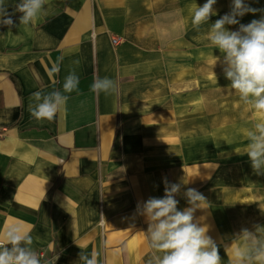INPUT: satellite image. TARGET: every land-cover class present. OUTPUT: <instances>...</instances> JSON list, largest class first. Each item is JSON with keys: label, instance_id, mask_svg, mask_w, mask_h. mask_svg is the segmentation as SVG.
Listing matches in <instances>:
<instances>
[{"label": "crops", "instance_id": "crops-1", "mask_svg": "<svg viewBox=\"0 0 264 264\" xmlns=\"http://www.w3.org/2000/svg\"><path fill=\"white\" fill-rule=\"evenodd\" d=\"M147 1L46 0L35 24L21 25L16 12L15 26L0 25V234L13 227L30 234L44 264H79L83 249H95L98 264H148L154 250L138 204L163 197L166 179L181 185L183 210L184 192L208 183L180 163L181 140L197 137L195 120L189 100L180 119L179 76L165 80L173 64L157 25L138 18ZM19 2L4 0L9 13ZM112 36L122 42L113 45ZM73 70L79 92L65 93L66 107L52 120L33 118L31 94L62 91ZM104 77L117 92L90 91ZM202 207L195 219L228 250L227 223Z\"/></svg>", "mask_w": 264, "mask_h": 264}, {"label": "clouds", "instance_id": "clouds-1", "mask_svg": "<svg viewBox=\"0 0 264 264\" xmlns=\"http://www.w3.org/2000/svg\"><path fill=\"white\" fill-rule=\"evenodd\" d=\"M216 3L217 0H206L202 6L196 4L190 8L194 28L199 29L216 14ZM16 12L22 14L19 17L21 25L35 24L47 14L46 0H20L13 13H9L4 0H0V25L15 26L12 16ZM257 12H264V9L253 8L245 0H232L230 12L211 23L208 38L223 54V71L230 81L229 88L238 93L245 106L264 112V15L247 24L238 19ZM227 25H239V28L229 30ZM58 71V65L51 69V73ZM79 84L80 78L73 70L64 78L62 91L33 92L28 108L31 116L38 121L52 120L66 107L69 96L65 93L79 92ZM90 91L115 93L118 86L108 77L96 78L90 85ZM245 135L249 141L245 153L251 167L256 174L264 175V120L254 123ZM164 183L163 197H149L137 206L139 213L147 219V234L154 250L148 264H220L218 245L208 235V227L202 226L194 217L196 209L203 208L205 196L188 188L184 196L189 207L180 210L176 196L181 185L169 183L166 179ZM261 228L264 227L257 226L255 233L243 229L235 237L243 244L233 246L231 264H264V239L258 235ZM0 241H4L0 243V264H41V258L31 247L33 238L30 234L13 227L6 234H0ZM78 255L79 264H98L99 253L95 249L91 253L83 249Z\"/></svg>", "mask_w": 264, "mask_h": 264}, {"label": "rangeland", "instance_id": "rangeland-1", "mask_svg": "<svg viewBox=\"0 0 264 264\" xmlns=\"http://www.w3.org/2000/svg\"><path fill=\"white\" fill-rule=\"evenodd\" d=\"M205 2L148 0L147 9H142L138 18L146 20L148 28L157 25L155 31L164 39L163 50L173 64V77L165 80L176 83V75L179 76L181 120L188 117L183 104L190 101L189 117L195 120L197 137L181 140L180 163L189 166L197 180L208 182L196 190L206 194L205 208L214 210L221 217L218 221L227 223L228 250L220 251V262L231 264L233 246L243 244L235 237L243 229L255 233L257 226L264 227V175L253 171L245 153L249 143L245 133L254 123L264 120V112L245 106L238 93L229 88L230 81L223 71V54L208 38L211 23L230 12L232 0H217L216 14L196 29L190 8ZM245 3L264 9V0H245ZM262 15L264 12L248 13L238 19L247 24ZM226 27L237 30L239 25ZM207 216L211 218L210 214ZM210 228L218 229L216 225ZM258 235L264 239V228Z\"/></svg>", "mask_w": 264, "mask_h": 264}, {"label": "built area", "instance_id": "built-area-1", "mask_svg": "<svg viewBox=\"0 0 264 264\" xmlns=\"http://www.w3.org/2000/svg\"><path fill=\"white\" fill-rule=\"evenodd\" d=\"M112 43L113 45H119L122 42V38L119 36H112ZM0 243H2L0 241ZM38 256L41 258V264H44L47 261V255L44 251L38 253Z\"/></svg>", "mask_w": 264, "mask_h": 264}]
</instances>
